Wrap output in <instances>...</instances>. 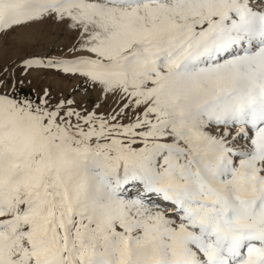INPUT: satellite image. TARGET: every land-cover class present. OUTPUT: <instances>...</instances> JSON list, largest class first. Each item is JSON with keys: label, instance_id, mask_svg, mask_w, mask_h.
Returning <instances> with one entry per match:
<instances>
[{"label": "snow or ice", "instance_id": "6c2138e0", "mask_svg": "<svg viewBox=\"0 0 264 264\" xmlns=\"http://www.w3.org/2000/svg\"><path fill=\"white\" fill-rule=\"evenodd\" d=\"M46 24L18 66L85 99L4 66L0 264H264V0H0Z\"/></svg>", "mask_w": 264, "mask_h": 264}, {"label": "rangeland", "instance_id": "374dc122", "mask_svg": "<svg viewBox=\"0 0 264 264\" xmlns=\"http://www.w3.org/2000/svg\"><path fill=\"white\" fill-rule=\"evenodd\" d=\"M25 39L28 41L25 48H9L7 51H5L2 42H0V79L4 78L5 73L3 72V68L5 65H8L9 73L14 71L17 78L22 77L25 80V85L21 89V93L24 95H34L33 89L39 92L42 87H49L57 97L62 94L66 97L74 96L78 101L85 99L82 91H75L80 86L79 81L56 76L46 71H32L24 75L23 69L18 66L20 58L23 55L28 53L43 54L64 40V36L56 26L50 24L41 25L35 35L26 37ZM14 61L16 63H13ZM28 80H31L32 83L28 84ZM95 98L96 93L90 92L86 100L90 104Z\"/></svg>", "mask_w": 264, "mask_h": 264}]
</instances>
